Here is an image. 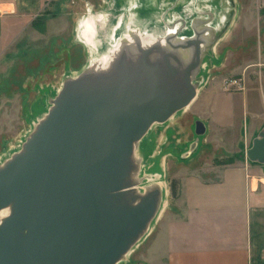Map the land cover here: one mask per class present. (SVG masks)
<instances>
[{
  "label": "water",
  "instance_id": "water-1",
  "mask_svg": "<svg viewBox=\"0 0 264 264\" xmlns=\"http://www.w3.org/2000/svg\"><path fill=\"white\" fill-rule=\"evenodd\" d=\"M193 30L192 39L147 47L135 32L133 47L121 44L63 82L22 150L0 166V264H118L147 233L161 191L135 189L134 149L196 96L208 40ZM204 133L195 121L196 140ZM245 156L264 165V130Z\"/></svg>",
  "mask_w": 264,
  "mask_h": 264
},
{
  "label": "rangeland",
  "instance_id": "rangeland-1",
  "mask_svg": "<svg viewBox=\"0 0 264 264\" xmlns=\"http://www.w3.org/2000/svg\"><path fill=\"white\" fill-rule=\"evenodd\" d=\"M142 1L45 0L43 11L39 16L27 19L26 22H19L13 29L3 27L0 38L1 166L12 155L22 150L26 139L47 113L50 100L58 93L57 89L62 87L66 79L75 78L71 77L70 73H77L78 76L82 71L95 65V62L103 64L121 44L127 43L130 48L133 47V33L137 30L127 29L126 26L127 21H135L132 17L140 18L136 17L134 12L158 15L157 19L164 33L155 34L156 39L171 37L172 43H179L181 41L179 39L189 37L188 32H185L189 28L188 20H196L195 24L198 25H193L194 27H203L206 24L201 25L204 21L202 17L206 18L213 14L211 22L216 21L222 25V30L218 33H210L211 37L207 44H204L201 63L205 62L206 80L196 91L195 98L187 106L188 109L175 117L170 125L165 126L169 118L165 123H161L162 126H157L152 131L149 129L148 137L135 145L134 158L138 165L154 160V156L161 161L166 194L164 196L160 189L161 203L165 201L164 209L149 226V228L152 226L151 231L149 233L147 231L148 234L146 233L126 256L127 260L133 261L132 263L136 261L138 251H143L151 242L163 212L169 211L178 200L184 201L186 191L192 190L194 187L192 177H198L203 185H218L223 180L224 169H231L235 164H240L239 154L242 155L241 161L244 165L248 161L245 150L247 144H250V135L244 133L238 136L237 114L227 120V124L232 128L229 133L218 132L217 140L223 141L224 145L212 147L209 144L210 139L216 137V133L211 130L210 134L201 137L199 147L190 158L182 160L180 156L196 138L195 120L201 119L207 126L215 125L218 129L225 127L226 122L219 119L220 114L215 113L217 106H230L229 109L237 113L240 103L236 96L242 92L244 85L240 78L243 79V74L250 73V67L257 62V49L260 44L262 48L264 47V18L259 32L255 30L256 28L241 27L240 18H237L230 28L225 27L229 17L221 15V6L225 2L227 6L228 0H216V2L214 0H161V2L145 0L144 3ZM213 1L214 8L211 5ZM255 3L241 0L238 10L254 9ZM188 4H190L189 19L186 18L187 16L184 19L182 14ZM87 8L92 15L105 11L111 17L110 19L108 16L109 25L101 30L104 35L97 37L102 47L100 52L103 51V54L96 55L90 64L86 60L87 47L76 34L81 20L86 16ZM197 14L200 17L196 19ZM181 20H186V25L182 26ZM201 30L202 28L198 30L200 34H206V30ZM146 32L143 33V38L149 37V32ZM109 33L111 35L114 33L115 40L111 41L112 47L105 49V41L102 40H105V36L110 35ZM262 56L261 63L264 64V49ZM199 79L201 78L196 76L193 83L196 85L201 81ZM262 166L264 167L255 163L251 167L262 169ZM246 174H249L246 179L251 175L252 181L259 183L258 200L264 202V173Z\"/></svg>",
  "mask_w": 264,
  "mask_h": 264
},
{
  "label": "crops",
  "instance_id": "crops-1",
  "mask_svg": "<svg viewBox=\"0 0 264 264\" xmlns=\"http://www.w3.org/2000/svg\"><path fill=\"white\" fill-rule=\"evenodd\" d=\"M44 1L0 0V38L3 27L13 29L19 22L39 16L43 11ZM250 1L256 2L254 9L239 11L241 0H228L227 6L226 2L221 6V15L229 17L225 27L230 28L232 23L240 18L241 27L256 28V31H260L264 18L262 11L264 0ZM198 17L200 16L197 14L196 19ZM212 17L213 14L206 18L202 17L204 21L201 25L206 24L203 27H194L197 24H195L196 20L191 19L187 22L189 30L192 33H194L193 28L197 32L201 28V31L206 30V34L203 35L208 40L211 37L210 33H218L222 30L220 23L219 26L212 27ZM247 18H249L248 22ZM181 24L186 25V21L181 20ZM139 31V34L144 35L142 29ZM262 49L264 47L262 48L260 44L256 59L260 63L254 62L250 67V73L243 74V79L240 78L244 85L242 92L236 96L240 103L237 113L229 109L230 106H217L215 110L216 114L222 116L219 119L226 122L225 127L221 125L222 127L217 129L215 125L207 126L204 121L197 119L205 125L204 135L210 134L211 130L216 133V137L209 141L212 147L224 145L223 141L217 140L218 132H230L232 128L227 124V120L229 121L235 114H237L238 136L244 133L250 135V144H247L246 150L250 148L252 140L258 133L264 130ZM200 139L201 137L192 140L180 159L190 158L199 147ZM238 157L240 164H235L231 169H224L223 180L218 185H203L198 177L191 178L194 187L186 191L184 201L178 200L169 211L163 212L151 242L143 251H138L137 264H264V202L258 200L259 183H254L251 175L246 179L249 175L246 173H264V167L252 168V164L255 163L249 161L244 165L241 161L242 155L239 154ZM132 262L131 259L126 260L124 264H134Z\"/></svg>",
  "mask_w": 264,
  "mask_h": 264
},
{
  "label": "bare ground",
  "instance_id": "bare-ground-1",
  "mask_svg": "<svg viewBox=\"0 0 264 264\" xmlns=\"http://www.w3.org/2000/svg\"><path fill=\"white\" fill-rule=\"evenodd\" d=\"M144 1L145 0H143L142 2L144 3ZM165 1H167V0H165ZM214 1L216 2V0H214ZM214 1H213V4H211L213 8H214L213 5L215 4ZM159 2H161V0H159ZM217 6H216V8H217ZM189 7H190V4H188L185 7L184 14H182L184 16V19H185L186 16H187L186 18H188V16H189V13H190L189 12ZM134 14H136V17L140 16V18H137L136 19V18H133L132 17V19H134L135 21L134 22L131 21V20L130 21H127V26L126 27H127V29L135 28V30H137L136 31V33L138 34L137 36L140 38V40H141V42H142V44L144 46L147 47L148 45H151V43H153L156 40L155 34L163 35L162 34V33H164L162 31L163 28H162L159 20L157 19L158 15L156 16V15H151L150 13H142V12L141 13L134 12ZM108 16L110 17V15L107 12H105V11L100 12V13L95 14V15H92L91 12H90V9L87 8L86 16L81 20L80 25L78 27V30H77V33L76 34H77V37L80 40H82L83 43L87 47V49H86L87 59L86 60L88 61L89 64L92 61H94V58H96V55L98 56V55H100V53L103 54V51L100 52L102 50V47H101V44H99V41L100 40H98L97 37L99 35L100 36H103L104 35V34L101 33V30H103L106 27V25H109V22L110 21L108 19L109 18ZM168 17H169V15H168ZM110 19H111V17H110ZM188 21H190V20H188ZM150 23H152V25L154 23V24L158 25V27L156 28L155 25L150 26ZM211 24H212V27L219 26L218 25L219 23L216 22V21L211 22ZM148 26H150V28ZM145 28H149L148 30L150 31L148 38H146V37L143 38V36H140V34L138 33V31L140 29H142L143 33H145V31H144V30H146ZM185 32H188L187 34L189 35V37H185L186 39L183 38V39H179V40L184 41V40H187V39L194 38V33H191V31L189 30V28H187ZM111 33H109V34L111 35ZM113 34L111 36L110 35H106L105 36L106 39L105 40L104 39L102 40V41H105L104 42L105 49H107L109 46L112 47V45H111L112 42L111 41L112 40H115ZM202 39L206 40L207 37H205L203 35L202 36ZM176 40L178 41V38ZM201 49L204 50V46H201ZM188 55H189V53H188ZM182 56L184 57V55H182ZM184 59H187V57L185 56ZM109 65H110V63H105L104 65H102V67L101 66L98 67V71H100V70H102V71L108 70V68L110 67ZM205 71H206L205 62H202L201 63V66H200V69H199V72H198V75H197V78H201V79H199L201 81L197 82V84H196L197 85V91L201 88V86L203 85V83L206 80V78L204 76ZM70 76L71 77H76L77 76V73H70ZM59 89H60V87H59ZM59 89H57V92L59 91ZM48 109H49V106H48ZM187 109H188V107H185L181 111L176 112L165 123L166 124L165 126L170 125L171 124V121L175 117H177L181 112H185ZM169 121H170V123H169ZM157 126L160 127L162 125L161 124H158V123H154L151 126L150 131H152L153 129H155ZM150 131H148L147 134L140 141L145 140L148 137V135L150 134L149 133ZM161 166H162L161 165V161L159 159H157L156 156H154V160L149 161L148 163L147 162H144L141 165H139V169H138V172H137V175H136L137 181H138V185L135 187V189L139 193H143L147 189L156 186L159 189H161L163 195L165 196L166 191H165V185H164V182H163V174H162V167ZM164 207H165V201L163 200L162 203H161V205H160V208H159V212L157 214V217L160 215V213L164 209ZM9 209H10V206L6 207L3 210L4 213L6 211H8ZM1 215L3 216V214H1ZM1 215H0V220L3 218V217H1ZM151 227L149 228L148 233L151 231ZM126 260H127V258L121 260L118 264H124V262Z\"/></svg>",
  "mask_w": 264,
  "mask_h": 264
}]
</instances>
